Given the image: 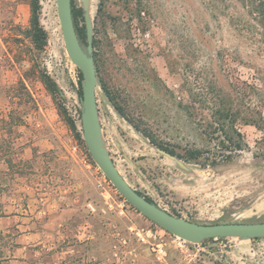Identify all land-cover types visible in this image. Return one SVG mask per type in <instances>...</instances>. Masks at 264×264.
<instances>
[{"label": "rangeland", "instance_id": "1", "mask_svg": "<svg viewBox=\"0 0 264 264\" xmlns=\"http://www.w3.org/2000/svg\"><path fill=\"white\" fill-rule=\"evenodd\" d=\"M30 1L0 0V161L14 162L13 171L0 166V194L14 187L15 210L29 220L18 231L45 232L41 244L22 254L26 264H264V239L191 244L153 224L120 195L60 112L81 133L79 69L66 51L57 2L40 0L47 45L38 50L27 34ZM210 1L90 0L95 58H103L113 94L130 101L136 120L161 139L210 152L189 163L160 153L100 85L104 140L131 186L162 209L199 224L261 223L264 132L243 126L245 150L212 166L220 147L204 134L201 116L186 120L175 100L163 96L168 88L187 99L181 93L186 79L200 93L209 90L205 81L215 80L224 87L247 82L264 89V53H250L251 42L226 18L214 17ZM73 2L83 11L82 0ZM241 56L253 66L241 65ZM43 73L57 85V97L43 84ZM263 100L262 93L253 96L264 116ZM150 231L165 244L163 260L153 251ZM13 235L3 236L6 257L16 247L17 230Z\"/></svg>", "mask_w": 264, "mask_h": 264}, {"label": "trees", "instance_id": "2", "mask_svg": "<svg viewBox=\"0 0 264 264\" xmlns=\"http://www.w3.org/2000/svg\"><path fill=\"white\" fill-rule=\"evenodd\" d=\"M211 11L214 14H219L220 17H224L229 21V24L235 31L241 33L246 41L251 42L252 50L250 53H264L261 50L264 47V0H211ZM31 19L30 29L27 31L29 37L32 38L38 50H43L47 45V34L44 31L40 23V0H31ZM73 17L75 26L78 32L81 43L87 45V32L85 26V20L83 11L77 9L73 2ZM255 37L259 41L255 40ZM260 43L261 47L255 50L253 47L255 43ZM138 53V51H135ZM133 55L135 53L133 52ZM220 57L229 58V55L223 53L219 54ZM170 69L173 71V65L171 63ZM240 64L244 67H252L253 64L244 59L241 56ZM96 65L98 71L99 82L102 89L107 94L110 101L118 113L124 117L138 132L146 137L150 143L159 150L171 155L184 162H195L203 159L206 153L200 148L185 147L181 148L174 145L170 141L161 139L152 129L143 127L137 120L133 113L134 109L130 101H120L117 96L113 94L109 85L106 82V67L104 60L99 54L96 53ZM43 84L47 90L55 97L58 94V87L51 77L47 74H41ZM188 79L184 80L181 93L186 95V98L177 97L174 92L166 88L164 97L168 96L169 99H174L176 102L177 111L179 114H183L186 120L197 119L201 116L199 122H202L205 129L204 134L208 138L210 143L216 142L220 147V151L215 154L214 159L211 161L212 166H217L222 162H231L236 155L243 152L247 147L245 137L241 132L243 126H255L260 131L264 132V116L257 105H253V96L255 94L262 93L264 95V89H261L254 83L249 84L242 82L241 85L229 84L227 87L221 85L218 80L213 82L205 81V88L209 89L207 93H200V91L194 90L190 87ZM83 75L79 71L78 81V94L80 100L83 96L82 92ZM260 105L264 107V100ZM205 111H208V117H204ZM60 112L65 118L70 129L75 134L79 143L86 148L85 142L82 139V134L78 131L76 123L69 115L60 108ZM81 115V111H80ZM179 149L181 151H179ZM1 160V159H0ZM11 171L14 170V162L11 159L6 161ZM141 195L146 197L143 193ZM150 202L154 201L146 197ZM206 241L204 244H206ZM7 247L3 244V234L0 233V264H5L7 257L5 256V250Z\"/></svg>", "mask_w": 264, "mask_h": 264}, {"label": "water", "instance_id": "3", "mask_svg": "<svg viewBox=\"0 0 264 264\" xmlns=\"http://www.w3.org/2000/svg\"><path fill=\"white\" fill-rule=\"evenodd\" d=\"M56 2L67 54L83 75V96L80 100L82 138L91 158L120 195L153 224L191 244L203 245L206 241L223 239H237L242 242L264 239V222L199 224L162 209L131 186L116 166L104 140L98 99L100 82L95 58V29L90 0H82L87 32L86 46L81 43L75 26L73 0H56ZM158 151L179 160L159 149Z\"/></svg>", "mask_w": 264, "mask_h": 264}, {"label": "crops", "instance_id": "4", "mask_svg": "<svg viewBox=\"0 0 264 264\" xmlns=\"http://www.w3.org/2000/svg\"><path fill=\"white\" fill-rule=\"evenodd\" d=\"M4 161H0V166H2V170L10 171V168L7 164L5 167ZM1 168V167H0ZM1 170V169H0ZM19 210H15L14 207V187L7 191L6 189L2 190V194H0V233L3 236H13L14 231L17 230L16 247L15 250L10 251V256L7 257L5 264H26L25 257L28 256L29 252H32V248L41 244L38 241V238H44L45 232H29V231H18L23 228V224L29 222V220L21 216L18 212ZM31 222V221H30ZM48 226L51 221H47ZM26 252L25 257L23 258L22 254Z\"/></svg>", "mask_w": 264, "mask_h": 264}, {"label": "built area", "instance_id": "5", "mask_svg": "<svg viewBox=\"0 0 264 264\" xmlns=\"http://www.w3.org/2000/svg\"><path fill=\"white\" fill-rule=\"evenodd\" d=\"M89 210L91 212L96 211L93 205H89ZM139 236H141L142 240L145 241V238L140 233H139ZM147 236H149V238H152L154 240L151 245L158 259L159 260L165 259L167 257V249L165 247V244L161 241V239L158 238V235L154 233L153 231H150Z\"/></svg>", "mask_w": 264, "mask_h": 264}]
</instances>
